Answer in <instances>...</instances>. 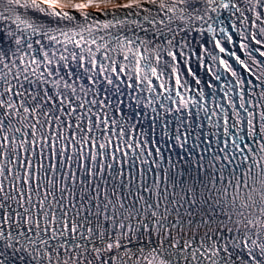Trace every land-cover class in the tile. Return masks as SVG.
<instances>
[{"label":"bare ground","instance_id":"bare-ground-1","mask_svg":"<svg viewBox=\"0 0 264 264\" xmlns=\"http://www.w3.org/2000/svg\"><path fill=\"white\" fill-rule=\"evenodd\" d=\"M42 3L65 10L68 12L77 11L82 15L98 13L103 11H110L113 9H130L136 6L147 5L153 1L162 0H38ZM84 17V16H82ZM123 235L126 233H122ZM139 236L138 234H128L126 237L120 238V245L126 242V238H132ZM120 237V236H119ZM133 241V240H131ZM106 243L102 245H89L88 243L81 245L75 242H66L62 248V252L56 254L55 257L41 259V264H67V261H71L73 264H91L97 263L100 259V254L110 252L112 255L121 254L125 258L129 256L125 255V252L134 251V248L127 243H123L122 248H118L119 244H115L114 239L109 237ZM108 242L110 245H108ZM117 248V249H115ZM129 254V253H128ZM132 255V254H131ZM67 259V260H66ZM39 264V263H36ZM124 264V263H123Z\"/></svg>","mask_w":264,"mask_h":264},{"label":"trees","instance_id":"trees-1","mask_svg":"<svg viewBox=\"0 0 264 264\" xmlns=\"http://www.w3.org/2000/svg\"><path fill=\"white\" fill-rule=\"evenodd\" d=\"M101 253H102V252H101ZM66 260H67V259H66ZM70 262H71V261H67V264H71Z\"/></svg>","mask_w":264,"mask_h":264}]
</instances>
